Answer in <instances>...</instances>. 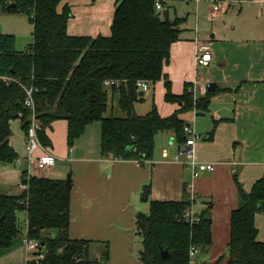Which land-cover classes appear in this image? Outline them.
<instances>
[{
	"label": "trees",
	"instance_id": "16d2710c",
	"mask_svg": "<svg viewBox=\"0 0 264 264\" xmlns=\"http://www.w3.org/2000/svg\"><path fill=\"white\" fill-rule=\"evenodd\" d=\"M68 0H0V13L26 15L34 26L33 43L24 51L16 49V38L0 29V75L12 77L25 88H33L38 119L42 125L39 137L43 145L52 147L47 136L56 121L68 123L67 143L72 148L95 122L101 124V153L123 161H136L141 155L152 160L155 138L173 132L178 146L188 136L184 119L191 113L204 115L211 100L219 93L238 89L217 88L194 99L192 86L185 85L181 96L174 95L165 74L171 59L172 45L181 40V26L187 18L171 19L168 11H157L156 0H116L111 35L98 37L71 36L72 18ZM15 4V7L12 5ZM152 85L165 81V101L180 109L163 118L157 107L144 116L136 113L141 101L137 81ZM106 81L119 82L107 88ZM18 83L9 87L0 83V166L14 165L19 155L11 146V123L20 120L28 133L30 111L24 106L25 89ZM119 95V108L125 118H106L109 92ZM23 114V119L19 114ZM221 120H215L214 139ZM239 207L231 214L230 241L227 254L213 264H264V243L258 240L256 217L264 212V175L250 192L237 177ZM21 195H0V253L9 252L22 236L18 215H27V235L46 242L42 264H106L108 251L101 260L91 258V241L71 240L69 236L71 185L65 180L27 178ZM199 213L200 222L191 225L183 218L192 207L189 198L180 202L150 203L149 212L136 216L137 234L141 240L139 260L143 264H190V249L206 252L213 245L212 205ZM52 236V237H51ZM162 251H167L164 257Z\"/></svg>",
	"mask_w": 264,
	"mask_h": 264
},
{
	"label": "crops",
	"instance_id": "0c3cea01",
	"mask_svg": "<svg viewBox=\"0 0 264 264\" xmlns=\"http://www.w3.org/2000/svg\"><path fill=\"white\" fill-rule=\"evenodd\" d=\"M111 1L105 21H100L101 15L95 5L79 8L81 21L77 22L76 29L70 27L71 33L68 24V33L94 38L99 33L110 36L116 8V2ZM194 1L200 10L203 0ZM76 2L67 1L72 9L71 19L76 15ZM166 4L165 9L169 5ZM222 5L221 14L214 18L212 15V19H225L229 14L227 18L231 26L213 31L208 40H200L198 35L191 41L181 38L172 45L171 59L164 69L173 94L177 96L184 93L186 84L192 86L195 81L206 86L198 87L195 100L205 96L211 84H216V89L239 88L236 92L214 96L206 114L194 112L184 118L201 135L196 142L197 159L201 163L216 165L214 172L205 173L195 181L202 204L194 206L193 210L200 213L206 205H212L213 245L206 251L209 254L206 264H213L227 251L231 214L240 204L235 177L245 191L250 192L264 175V0H230ZM98 24L106 26V32L90 31ZM0 29L3 34L14 36L16 42L20 37L33 39L34 26L27 18L0 16ZM76 31L79 34L74 33ZM201 47L211 48L213 61L209 67L196 65L195 57ZM155 85L158 88L155 92L159 93L155 95L164 101L161 108L158 106L159 114L163 118L169 117L180 109V105L165 101V81ZM143 93L144 96L146 92ZM215 120L221 122L214 139L207 141L205 138L211 133ZM94 124L88 126L84 135L70 148L67 146V121L54 122L46 131L52 141L48 151L62 159L63 164L57 169V159L51 170L46 173L34 170L32 176H52L59 180H65L67 175L71 177L69 236L71 240L91 241L92 259L101 260L108 251L106 264H143L139 260L141 240L137 234L136 216L149 212L151 202L188 199L191 169L175 162L179 146L173 132L157 134L153 159L147 164H139L103 156L101 124ZM11 129L10 144L19 154V160L8 167L0 166V187L3 189L0 195H9L6 189L18 184L22 194L23 174L29 169L22 122H12ZM57 132L61 135L57 136ZM146 187L150 189L149 199L144 201L141 197ZM141 202L149 203L147 211ZM26 221L25 214V226ZM256 226L258 240L264 243V212L257 215ZM12 250L0 253V256Z\"/></svg>",
	"mask_w": 264,
	"mask_h": 264
},
{
	"label": "built area",
	"instance_id": "2783aa9c",
	"mask_svg": "<svg viewBox=\"0 0 264 264\" xmlns=\"http://www.w3.org/2000/svg\"><path fill=\"white\" fill-rule=\"evenodd\" d=\"M169 0H156L155 8L157 11H162L166 3ZM201 0H197L199 3ZM224 7L222 4H215L212 10L213 18L221 14ZM196 65L199 67H209L210 63L213 61V55L209 47H201L195 57ZM0 83L10 86L12 83H19L18 80L0 75ZM151 83L148 81H137L136 88L139 92H146L151 88ZM22 86V85H21ZM105 86L107 88L119 87L120 83L115 81H106ZM205 86L201 81H195L192 85V92L194 99L197 98L198 87ZM26 97L24 101V106L30 111V123L28 128V133L26 135V151H27V161L29 163V169L26 172L27 178L32 177V173L35 171L45 172L51 170L57 161V158L53 156L48 148L43 145L40 140L39 132L42 131V125L38 119L37 105L34 98L33 88H25ZM206 87V86H205ZM24 115L19 114V118L23 119ZM185 133L188 136L186 143L179 146L178 151L175 155V162L181 165L187 166L191 169L192 180L190 184L187 185V190L189 193V201L192 207L186 212L184 220L189 222L191 225L200 222L199 212L193 210L194 206H200L202 204L197 191L195 181L198 180L203 174L214 172L216 165L213 163H201L196 156V142L200 139V136L196 131L190 126L185 127ZM19 160V159H18ZM18 162V161H17ZM139 164H147L150 161L146 158V155L142 154L139 160H136ZM24 191L28 190V185L23 184ZM21 246L26 251V264H42L45 259V246L42 245L41 241L32 240L27 235V230L21 238ZM199 250L197 247L192 246L190 249V264H195V257L197 256Z\"/></svg>",
	"mask_w": 264,
	"mask_h": 264
},
{
	"label": "rangeland",
	"instance_id": "374dc122",
	"mask_svg": "<svg viewBox=\"0 0 264 264\" xmlns=\"http://www.w3.org/2000/svg\"><path fill=\"white\" fill-rule=\"evenodd\" d=\"M95 1H96V3H94ZM111 2H112L111 0H77V2L75 3L76 4V15H75L74 19H71V22L73 21V23H71V22L69 23L70 33H71L70 27L73 26V29H76V27H78L77 22L81 21L80 13H79L80 10L78 11L79 8L82 9L88 5H95L97 7L96 10H98V15H101L100 21H105V19H107V9L109 8ZM114 2H116V1L114 0ZM225 2L228 3V2H230V0H203L202 4L199 6L201 8L199 10L197 8V5H196L194 0H169L167 2L169 5L166 7V9L163 11V13L165 11L166 12L168 11L171 19H175L177 17L178 18H187V21L181 27V30H182L181 38L182 39H186L188 41H191V39H194L196 37V35H198V39L200 38V40H206L207 38L210 39L213 31H215L217 29L218 30L223 29V27H225V26H231V24L229 23V19L227 18V17H229V14L225 19H217V18L212 19L213 6L215 4H222V3L226 4ZM231 9H233V7ZM71 11H72V9H71ZM109 12H110V10H109ZM0 16H5V17L6 16H18V17L27 18L29 20V18L23 14L9 15V14L1 12ZM113 16H114V13H113ZM74 21L76 23H74ZM97 21L98 20H96V24H97ZM29 23H30V20H29ZM30 25H32V24L30 23ZM95 29H99V30H101V32H106L107 27L104 25L98 24V25H96V27L94 29H92L90 31H93ZM90 31H86V32H90ZM74 33L79 34V32H77V31ZM80 34H83V33H80ZM102 34L99 33V35H97L96 37H98ZM32 41H33L32 37H29V38H21L20 37V38H18V41L16 42V49L19 51H24L28 47V45L32 43ZM210 50H211V48H210ZM211 53H212V51H211ZM155 87H156V85H151L150 90L148 92L146 91L144 96H140L141 101H138L135 104L136 113L138 115L142 116V115L148 114L149 112H151L153 110L154 106H156L157 108L159 106L161 108L164 101H163V98H161V96L158 95V97H157V95H155V94H159V93H156V92H158L157 87L154 90ZM108 92H109V104H108V111H107L105 117L106 118H125V114L119 108V95L113 94L111 89H108ZM157 110H159V108ZM94 125L99 126L100 123L95 122ZM56 135L60 136L61 134L59 132H57ZM199 136L201 137V135H199ZM50 150L52 151L53 149L51 148ZM66 153H67V151H66ZM62 164H63V161H62V159L59 158L57 161L56 168L59 169L62 166ZM5 167H8V166H5ZM46 172L47 171L41 172V173H46ZM41 178H43V177H41ZM50 178L56 179L55 177H52V176ZM68 179H69V175H67L65 181L67 182ZM56 180H59V179H56ZM18 185L8 187L6 189L7 192H10L8 194L9 195L21 194ZM1 190H3V189L0 187V192H2ZM141 199H142V197H141ZM141 203H142L143 207H145L144 205H146L145 210L147 211L149 208V203L148 202H144V203L141 202ZM25 214H26L25 212H21L18 215L19 223H20L21 228L23 229V233H25V227H26L25 226ZM22 236H20L19 238H17L14 241L15 248H13L12 252H10L9 254L0 256V264H26V251L21 246ZM137 248H140V246ZM227 250H228V247H227ZM225 254H227V251ZM208 259H209V254L204 252V251H200V250H199L197 256L195 257V261L197 262V264H206Z\"/></svg>",
	"mask_w": 264,
	"mask_h": 264
},
{
	"label": "water",
	"instance_id": "95a60500",
	"mask_svg": "<svg viewBox=\"0 0 264 264\" xmlns=\"http://www.w3.org/2000/svg\"><path fill=\"white\" fill-rule=\"evenodd\" d=\"M16 5L13 4L12 7H15ZM216 90V84H211L209 85V87L207 88V91L212 93ZM143 92L140 93V96H143ZM67 185H71V177H69L68 181H67ZM149 187H146L144 188L143 190V195H142V199L144 201H147L149 199ZM263 210H264V207H263ZM4 220V216L3 217H0V223ZM43 246H46V242H43L42 243ZM164 257H167L168 256V252L167 251H162Z\"/></svg>",
	"mask_w": 264,
	"mask_h": 264
}]
</instances>
